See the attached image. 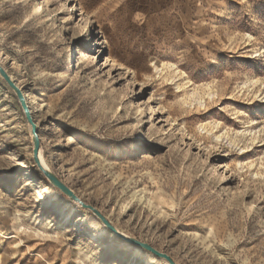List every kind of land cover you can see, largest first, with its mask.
I'll use <instances>...</instances> for the list:
<instances>
[{"label":"rangeland","instance_id":"374dc122","mask_svg":"<svg viewBox=\"0 0 264 264\" xmlns=\"http://www.w3.org/2000/svg\"><path fill=\"white\" fill-rule=\"evenodd\" d=\"M0 66L43 167L117 231L174 264H264V0H0ZM31 150L0 78V264H167Z\"/></svg>","mask_w":264,"mask_h":264},{"label":"water","instance_id":"95a60500","mask_svg":"<svg viewBox=\"0 0 264 264\" xmlns=\"http://www.w3.org/2000/svg\"><path fill=\"white\" fill-rule=\"evenodd\" d=\"M0 78L4 81L7 87L14 94L21 110L23 116L30 127L31 140H32V150H31V158L36 169L43 175V177L47 180V182L60 191L63 195L69 198L72 202L77 203V205L89 212H91L105 228L111 232L115 237L119 240L127 243L130 246L137 247L142 249L148 253H150L153 257L164 260L167 264H174L173 261L165 254L158 252L150 245L135 240L133 238H129L119 231H117L106 219L103 217L95 208L90 205L85 204L81 201L69 188H67L50 170L43 167L39 160V149H40V140L37 134V127L32 120L31 113L29 111L27 102L23 97L22 91L18 88L15 82L9 77V75L5 72V70L0 66Z\"/></svg>","mask_w":264,"mask_h":264},{"label":"bare ground","instance_id":"6f19581e","mask_svg":"<svg viewBox=\"0 0 264 264\" xmlns=\"http://www.w3.org/2000/svg\"><path fill=\"white\" fill-rule=\"evenodd\" d=\"M19 89L22 91L21 87H19ZM23 97H24V98L26 97V96H25V93H23ZM100 227H103V226L100 225ZM93 238H94V236H93Z\"/></svg>","mask_w":264,"mask_h":264}]
</instances>
